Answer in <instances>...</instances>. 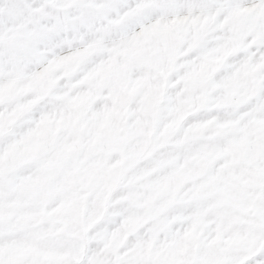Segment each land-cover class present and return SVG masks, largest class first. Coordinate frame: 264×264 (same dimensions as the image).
Instances as JSON below:
<instances>
[{
	"label": "snow or ice",
	"instance_id": "6c2138e0",
	"mask_svg": "<svg viewBox=\"0 0 264 264\" xmlns=\"http://www.w3.org/2000/svg\"><path fill=\"white\" fill-rule=\"evenodd\" d=\"M0 264H264V0H0Z\"/></svg>",
	"mask_w": 264,
	"mask_h": 264
}]
</instances>
